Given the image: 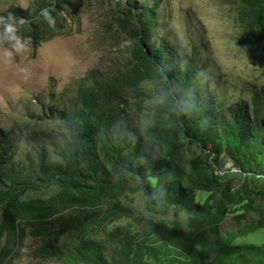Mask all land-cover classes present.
<instances>
[{
  "label": "trees",
  "instance_id": "obj_1",
  "mask_svg": "<svg viewBox=\"0 0 264 264\" xmlns=\"http://www.w3.org/2000/svg\"><path fill=\"white\" fill-rule=\"evenodd\" d=\"M239 4L237 22L247 29L240 44L246 41L264 65V0ZM76 5L78 0H40L34 8L13 6L2 16L7 21L11 13L17 32L38 44L46 39L39 34L66 33L62 20L51 27L41 11L54 9L56 21L61 18L56 14L66 11L79 25ZM157 6L125 0L117 19L118 32H130L133 38L125 66L78 78L67 104L45 106L44 114L37 116L55 122L58 161L50 159L43 142L35 161L7 169L15 160L10 153L15 141L12 131L0 130V240L8 238L0 264H12V251L28 236L40 238L39 258L82 264H229L238 250L256 247L230 245L235 233L212 241L209 232L233 212L231 204L247 200L244 206L252 208L251 189H234L228 176L236 173L229 168L222 174L218 165L230 160L244 179L264 184L261 96H255L253 104H233L228 116L217 109L195 83L196 56L182 59L173 46L154 39ZM186 155L194 156L185 162ZM50 186L59 191L45 198L25 197L28 191ZM200 190L208 193L205 202L203 193L196 199ZM129 191H143L146 208L159 219L133 216L138 229L130 221L110 229L112 222L130 215L124 204L131 198ZM170 206L177 215L188 214L186 226L163 217ZM261 226L249 225L240 233ZM97 230L105 233L103 240L93 235Z\"/></svg>",
  "mask_w": 264,
  "mask_h": 264
},
{
  "label": "rangeland",
  "instance_id": "obj_2",
  "mask_svg": "<svg viewBox=\"0 0 264 264\" xmlns=\"http://www.w3.org/2000/svg\"><path fill=\"white\" fill-rule=\"evenodd\" d=\"M39 1L0 0V16L13 6L34 8ZM140 1L151 6L158 2V28L154 39L173 46L182 59L190 60L196 56L195 83L200 92L212 97L217 109L228 116L233 104L242 100L253 104L255 96L260 95V111L264 119V65L245 46L246 41H242V46L240 44L247 29L237 22L239 0ZM124 3L125 0H78L75 11L79 14V25L70 19L66 11L57 13L56 16L61 18L56 22L62 20L66 33L51 37L39 34L46 39L38 44L30 41L25 52H17L14 41L7 44L5 29L0 30V128L16 130L18 140L15 141L14 151L11 150L15 159L35 161L37 150L43 142L48 146L50 157L56 159L60 149L54 143L55 122L37 116L44 114L45 106L71 99L78 78L94 70L108 72L115 67L125 66L133 38L130 32H118L117 29V19ZM19 23H24V19ZM68 27L72 28L71 32H68ZM52 31L58 33L56 29ZM17 35L22 41L25 40L19 32ZM208 149L212 151V144ZM193 156L186 155L185 162ZM218 166L222 174L229 168L236 173L235 176H228L234 189L242 185L246 186V190L251 189L252 208L247 210L244 206L247 200L237 205L231 204L233 212L228 213L214 231L209 232V239H227L229 233H235L237 237L230 245L254 244L256 247L238 250L229 259V264H264V226L248 234L240 233L249 225H264L263 181L244 179L240 169L230 160ZM58 190L51 187L30 191L26 197L48 196ZM202 193L205 195L202 201L205 202L208 193L202 190L196 193V199H200ZM242 193L243 197H247L245 191ZM132 196L134 199L128 200L132 215L159 219L160 215L146 208V200L140 192H133ZM221 196L222 193H216L217 198ZM132 215L112 222L109 228L131 221L138 229ZM163 217L183 226L188 223V214L177 215L173 206ZM93 235L99 240L105 238L102 230H97ZM7 240V237L0 240V252ZM40 244V238L26 237L22 247L12 251V264H82L66 258L43 260L37 256Z\"/></svg>",
  "mask_w": 264,
  "mask_h": 264
},
{
  "label": "clouds",
  "instance_id": "obj_3",
  "mask_svg": "<svg viewBox=\"0 0 264 264\" xmlns=\"http://www.w3.org/2000/svg\"><path fill=\"white\" fill-rule=\"evenodd\" d=\"M26 6V5H25ZM54 11V9H48V8H45L41 11V16L43 18V20L51 27H55L56 25V19L55 17L52 15V12ZM16 18L11 14L9 13V15L7 16V21L5 20V17L4 16H0V24H4V27H5V32H6V36L5 38L8 39L9 41H14V47L16 49L17 52H25L28 50L27 48V44H30V38H25L24 41H22L21 37L17 35V28H16V25H15V22H10V21H13L15 20ZM8 55H11V53H9ZM26 71V70H25ZM68 102H65V103H61V104H58V103H51V105H58L60 107H63L65 104H67ZM0 130L2 131H5L3 130L2 128H0ZM13 132V137H14V141L18 140L17 136H16V130H11ZM6 132H10V131H6ZM2 136H4L2 134ZM135 141V139H133ZM15 146H16V142H15ZM15 146H13L11 149H10V153L12 154L13 158L15 159V156H14V152H11V150H13V148H15ZM14 151V150H13ZM50 157V156H49ZM50 159L52 161H58V159L56 158H51ZM25 163L26 161H23L21 159H15L14 162L10 163V165L7 167V169H10L12 168L13 166H25ZM131 182L129 183L128 185V189L131 188ZM51 187H56V186H50L49 188ZM58 188V187H56ZM59 189V188H58ZM59 191V190H58ZM30 192V191H28ZM25 194V197L27 195V193ZM134 192H140L142 194V197L143 199L147 200V197L146 195L144 194L143 191H134ZM130 195H131V198L129 199H134V197L132 196V193L131 191H129ZM39 197H48V196H39ZM39 197H34V198H39ZM27 198V197H26ZM28 199H32V198H28ZM129 199H124V204L125 206L129 207V204H128V200ZM106 206V205H104ZM130 208V207H129ZM131 209V208H130ZM130 215H127V216H131V212L129 213ZM132 216H136V215H132ZM140 216V215H137V217ZM144 216V215H143ZM126 217V216H125ZM145 220L144 221H151V222H154V221H157V219L155 217H149V216H144ZM131 222V221H130ZM140 227V226H139Z\"/></svg>",
  "mask_w": 264,
  "mask_h": 264
}]
</instances>
